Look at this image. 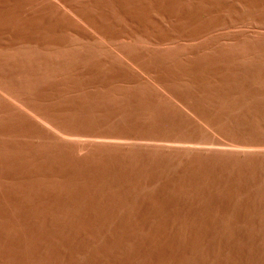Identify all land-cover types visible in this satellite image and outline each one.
Returning a JSON list of instances; mask_svg holds the SVG:
<instances>
[{
  "label": "rangeland",
  "instance_id": "obj_1",
  "mask_svg": "<svg viewBox=\"0 0 264 264\" xmlns=\"http://www.w3.org/2000/svg\"><path fill=\"white\" fill-rule=\"evenodd\" d=\"M84 36L146 41L0 99V264H264V0H0V85Z\"/></svg>",
  "mask_w": 264,
  "mask_h": 264
},
{
  "label": "bare ground",
  "instance_id": "obj_2",
  "mask_svg": "<svg viewBox=\"0 0 264 264\" xmlns=\"http://www.w3.org/2000/svg\"><path fill=\"white\" fill-rule=\"evenodd\" d=\"M74 3V2H73ZM129 4V3H128ZM140 5V4H139ZM53 8V7H52ZM75 8V7H74ZM88 8V7H87ZM51 11V10H50ZM79 11V10H78ZM86 11V10H85ZM91 11V10H90ZM139 11V10H138ZM88 12V11H87ZM127 12V11H126ZM95 19V18H94ZM125 21V20H124ZM99 22V21H98ZM142 22V21H141ZM188 22V21H187ZM139 23V22H138ZM144 23V22H143ZM198 23V22H197ZM196 24V23H195ZM98 25V24H97ZM105 24H103L104 26ZM182 25V24H181ZM190 25V24H189ZM199 25V23H198ZM201 25V24H200ZM184 26V25H182ZM191 26V25H190ZM146 27V26H145ZM102 28V27H101ZM109 28V27H108ZM150 28V27H149ZM201 28V27H200ZM152 29V27H151ZM187 29V28H186ZM206 28L204 27V30ZM70 30V29H69ZM164 30V29H163ZM204 30H203V33H204ZM177 31V30H176ZM184 31V30H183ZM109 32V31H107ZM131 32V31H130ZM140 32V31H139ZM171 32V31H170ZM155 33V32H154ZM173 33V32H172ZM177 33V32H176ZM175 33V34H176ZM180 33V32H179ZM202 33V32H200ZM101 34V33H100ZM141 34V33H140ZM174 34V35H175ZM197 34V33H196ZM133 35V34H132ZM144 35V34H143ZM179 35V34H178ZM83 36V35H82ZM101 37V35H99ZM145 36V35H144ZM143 36V37H144ZM169 36V34H168ZM195 36V35H194ZM85 37V36H84ZM87 37V36H86ZM85 37V38H86ZM98 37V36H97ZM97 37H87L89 39H92L93 41H98L96 44L95 42L94 43H90V42H87L85 44H80V43H72V46H61L63 47L62 50H60L59 48V51L57 50H53V49H50V47L48 46H45V45H42L40 46L38 49L40 52H45V55L44 57L40 58V61L39 62V66H35L34 70L31 71H27V72H24L22 74H20L19 70H17L18 73H16V76L14 77V74H11L13 77H14V80L17 79V81H19V85L17 83V85H13L15 83H13L12 85L10 84L9 86L6 85V86H3V85H0V99L1 100H6V99H12V97L8 98L9 96H11L10 94H13V95H16L18 97V95H27V94H30L32 92H34L33 90L39 88L40 85L44 84V82H46L48 79L50 78H54V76L56 77V75H60V73L63 74V71H67V69L73 67L74 65L76 66L77 64L80 65V62L82 63V61L85 59V58H88L89 57H93V56H97V55H100L102 53H105V52H108V51H112V52H115L114 54L118 57H122V58H128V60H132V56H134L132 53L133 51L135 50H140L139 47H141L143 41L145 42L146 40H141V38H139V40H136L134 43H126V42H121L119 37L117 36H106L108 39H101V40H98ZM103 37V36H102ZM101 37V38H102ZM139 37V36H138ZM185 37V36H184ZM190 37V36H188ZM83 38V37H82ZM104 38V37H103ZM137 38V37H136ZM88 39V40H89ZM145 39V38H144ZM177 39V38H176ZM82 40V39H81ZM84 40V39H83ZM86 40V39H85ZM91 40V41H92ZM118 40V41H117ZM155 40H158V39H155ZM164 40V39H163ZM166 40V39H165ZM175 40V39H174ZM120 41V42H119ZM170 41V40H169ZM155 42V41H154ZM162 42V41H161ZM70 44V43H69ZM66 45V44H65ZM145 45V44H144ZM211 45V44H210ZM38 46V45H37ZM57 48V47H56ZM262 48V47H261ZM37 49V48H36ZM35 50V48H34ZM262 50V49H261ZM29 53L30 50L28 51ZM39 52V53H40ZM22 53V52H21ZM33 53V52H32ZM37 53V52H36ZM137 53V52H136ZM264 53V52H263ZM42 55V53H40ZM106 54V53H105ZM29 55V54H28ZM37 55V54H35ZM33 55V56H35ZM39 55V54H38ZM103 55V54H102ZM31 56V55H30ZM32 56V57H33ZM43 56V55H42ZM240 56V55H239ZM40 57V56H39ZM38 57V58H39ZM29 58V56H28ZM249 58V56H248ZM251 58V57H250ZM249 58V59H250ZM260 58V57H259ZM18 59V58H17ZM31 59V58H30ZM120 59V58H119ZM134 59V57H133ZM252 59V58H251ZM254 59V58H253ZM34 60H35V57H34ZM37 60V58H36ZM35 60V61H36ZM122 60V59H121ZM232 60V59H231ZM4 60H2L3 62ZM33 62V60H31ZM85 61V60H84ZM83 61V62H84ZM242 62V61H241ZM34 64H36L35 62H33ZM32 63V65H33ZM231 63V62H230ZM25 66H26V63H25ZM28 66V65H27ZM74 66V67H75ZM30 67V65L28 66ZM37 67V68H36ZM25 68V67H24ZM30 68H33L32 66ZM257 68V67H256ZM20 69V68H19ZM23 69V67H22ZM21 69V70H22ZM69 71V70H68ZM67 71V72H68ZM142 71V70H141ZM10 72V71H9ZM70 72V71H69ZM244 72V71H243ZM1 74V73H0ZM259 74V73H258ZM5 75V74H4ZM10 75V76H11ZM141 75H144V74H141ZM147 75V74H146ZM11 76V77H12ZM2 77V76H1ZM141 77V76H140ZM10 78V77H9ZM16 78V79H15ZM143 80H146L145 77H141ZM261 78V77H260ZM140 79V78H139ZM10 80V79H9ZM127 80V79H126ZM136 80V79H135ZM138 80V79H137ZM50 81V80H49ZM134 81V80H132ZM128 82V81H127ZM1 83V81H0ZM3 83V82H2ZM7 83V82H6ZM45 85V84H44ZM41 87V86H40ZM40 89V88H39ZM37 91V90H36ZM237 94V93H236ZM12 95V96H13ZM15 96V97H16ZM220 97V96H219ZM14 98V97H13ZM23 101V100H21ZM20 102V101H19ZM24 102V101H23ZM27 102V101H26ZM21 103V102H20ZM19 104V103H17ZM197 105V104H196ZM23 105H20L19 107H21ZM25 106V104H24ZM28 107V106H26ZM202 107V106H201ZM225 107V106H224ZM24 108V107H23ZM26 110V108H25ZM28 110V109H27ZM32 111V110H31ZM38 110L36 111H33L35 112V114H38L37 112ZM39 115V114H38ZM40 117V115H39ZM210 123V122H209ZM62 124V123H61ZM237 124V123H236ZM209 126V125H208ZM260 126V125H259ZM244 127V126H243ZM254 128V127H253ZM258 128V127H257ZM261 128V127H260ZM263 128V127H262ZM66 129V128H65ZM259 129V128H258ZM63 130V129H62ZM217 130V129H216ZM56 131V130H55ZM61 131V129H60ZM65 131V130H64ZM62 131V132H64ZM211 131V130H210ZM257 131V130H256ZM262 131V130H261ZM60 132V133H62ZM202 133L206 134L205 132L206 131H201ZM58 133V132H57ZM65 133V132H64ZM68 133V132H67ZM63 136V135H62ZM101 137V135H100ZM104 137V136H102ZM205 137V136H204ZM208 137V136H207ZM203 138V137H202ZM165 140V139H164ZM163 141V140H162ZM173 141V140H172ZM248 143V142H247ZM171 144V143H170ZM253 144V143H252ZM167 145V144H166ZM235 145V144H233ZM247 145V144H246ZM249 145V144H248ZM247 145V146H248ZM236 146V145H235ZM240 146V145H238ZM244 146V145H242ZM246 146V147H247ZM255 146V145H254ZM253 145H251V147H254ZM256 147V146H255Z\"/></svg>",
  "mask_w": 264,
  "mask_h": 264
}]
</instances>
